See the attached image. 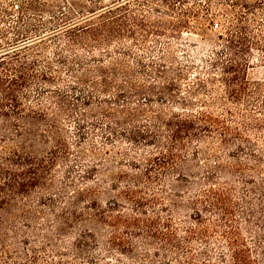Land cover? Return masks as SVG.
Masks as SVG:
<instances>
[{
	"label": "trees",
	"instance_id": "16d2710c",
	"mask_svg": "<svg viewBox=\"0 0 264 264\" xmlns=\"http://www.w3.org/2000/svg\"><path fill=\"white\" fill-rule=\"evenodd\" d=\"M87 1L69 0L72 8L61 9L59 4H47L43 0H17L18 10L14 19L10 18V7H0V253L7 258H23L26 260L23 264H39V251L44 254V264H264V246L261 245L264 242V206L256 211L249 207V211H245L252 216L246 228L250 233H256L251 247L242 237L241 227L235 219L236 204L229 190L214 187L215 184L208 179L207 184L212 185L194 189L188 204L183 203L180 195L184 190L179 186L187 189L191 183L181 172L188 158V144L204 141L214 130L223 135V140L231 134L226 120L219 116L208 111H190L194 102L189 96L209 94L212 98L216 91V78L198 77V88H190L184 96L175 94L176 79L182 78L184 72L182 65L174 66L171 47L164 43L156 55H152L150 67L144 65L142 59L137 60L139 67L146 70L145 74L154 75L163 86L157 90L155 83L137 85L130 82L135 94H145L143 100L130 106L116 102L124 93V85L117 82L118 62L113 61L111 68L97 61L86 63L75 49L76 45H81L92 56L96 48L120 40L123 31L131 36L141 31L140 36H144L154 32L165 35L166 29L174 34L188 26L187 15H202L204 23L213 25V0H204L205 4L201 0H193V5L179 10L177 5H184L188 0H134L141 11L145 4L153 3L156 15L150 24L145 22V13L130 7V0H111L105 4L102 0ZM214 3L226 24L224 31L217 36V49L211 51L212 57L206 61L210 68L218 69L219 83L226 98L238 103L255 93L251 90L247 70L252 50L264 52V0H214ZM50 35L64 39L58 46L56 61L66 67L74 83L82 88L79 100L87 105L83 111L92 107L101 117L89 118L91 127L106 140L122 135L130 144L145 145L153 152L142 157L143 165L138 164L135 155L139 151H132L134 155L130 156L123 153L121 157L129 161L130 167L139 170L132 177L127 175L134 187L125 186L118 191V196L132 205L135 214L123 213L118 200L106 203L105 207L99 206L95 200L86 201L80 207L79 200L90 196L91 188L76 191L78 200L69 202L59 212L56 211L58 201L53 197L40 200L48 212L30 210L24 204V199L34 189L48 192L57 187L53 169L58 161H66L70 153L59 121V116L69 110L67 92L70 89L53 88L60 78V70H55L53 62L44 55L45 39ZM2 41L6 45L3 46ZM103 55L105 53L100 54ZM67 56L72 59L68 60ZM126 74L130 72H122V75ZM33 85L39 87L36 88L35 100L29 91ZM112 88H116L117 98L99 96ZM93 94L101 98L94 104ZM77 96L76 93L72 98L77 101ZM152 96L158 98L156 110L153 109ZM168 98L179 106L178 110L165 113L162 104ZM260 103L264 104V98ZM53 106L59 110L53 112ZM148 111L155 113L149 114ZM81 116L77 121L79 148L89 143L91 138L90 133L81 129L82 122L87 120L85 113ZM142 116H146L141 120L144 122L142 126L134 125ZM260 121L263 123L264 119ZM261 127L264 128V123ZM232 132L238 139L242 138L238 129ZM90 152L79 150L76 161L82 164L86 160L95 159L102 163L110 160L99 156L93 145ZM192 154L198 157L196 147ZM93 169L96 170L92 165L85 170L86 178ZM170 174L182 185L173 184L175 189L168 195L171 206L166 209L167 214L161 217L155 212L153 216L146 217L145 204L161 203L158 197L146 190ZM186 208L190 210L187 220L174 225L175 216ZM201 210L211 217H206ZM39 215L46 219L43 228L31 224L38 220ZM14 220L20 221L34 234L38 243H42L40 249L31 247L11 251L7 247V241L19 235L20 229L13 224ZM75 224L80 226L79 230L68 231ZM88 224L93 225V229L86 228ZM70 237L69 245L61 248L58 240ZM48 250L55 253L56 260ZM69 254L74 257V262L65 258ZM0 264L9 263L2 258Z\"/></svg>",
	"mask_w": 264,
	"mask_h": 264
},
{
	"label": "rangeland",
	"instance_id": "374dc122",
	"mask_svg": "<svg viewBox=\"0 0 264 264\" xmlns=\"http://www.w3.org/2000/svg\"><path fill=\"white\" fill-rule=\"evenodd\" d=\"M43 1L47 4L57 3L60 5L61 9H67L68 7L72 8L71 4L68 2L69 0ZM83 1L88 3L87 0ZM102 2L104 4L110 3L111 0H102ZM200 2L205 4L204 0ZM129 3L132 9L137 8L138 12L145 13V22L147 24H150L155 19L156 9H154L153 3L148 2L145 4L142 7V11L138 10L139 7L135 5L134 0H130ZM193 3V0H188L184 5L178 4L177 10L190 7ZM17 4V0H0V7H10L12 12L10 18L13 19L18 10ZM211 12L214 17L213 25L204 23V21H202V15H187L185 19L188 26L180 28L179 31L174 34H170L166 29L164 30L166 33L165 35H158L154 32L147 33V35L144 34V36H140L141 31H138L134 36L123 31L120 40H114L100 49L96 48L92 52V56H90L91 53L87 52V48L81 45H76L75 49L78 55L82 56L83 62L86 63H94L97 61L102 66L111 68L113 61L118 62L120 68L117 70V82L124 85V93L123 96H120L119 102L118 100L116 102L128 103L130 106H133L138 100H143L145 95L135 94V92L132 91L133 89H131L130 82L137 85L155 83L154 85L158 88L163 86L161 85V80H157L154 75L148 76L145 74L146 70L144 69L145 71H143V69L139 67L140 64L137 60L142 59L144 65L150 67L151 59H153L152 55H156V51L160 48V45L162 47L164 43H168L171 47L170 50L175 60L173 63L174 66L179 64L182 65L181 68L184 72L182 78L176 79L178 89L174 88L175 94L184 96L186 95V91L190 90V88H198L196 85L198 77L200 79H205L206 77L216 78V91L212 94V98L209 94H201L196 97H194V95L189 96V99L194 102L190 111L194 113H196V111H208L213 115L219 116L223 120H226L227 125L230 127L231 134L226 137V140H223V135L214 130L212 133L207 134L204 141H193L188 144V158L186 165L181 168V172L188 176L191 183L188 185L187 189L186 187L179 186L181 190H184V192H180V195H182L181 198L183 203L188 204V202L191 201L190 197L194 189L208 188V185L211 184H207L208 179L212 180L211 182L215 184L214 187H219L222 190H229V192H231L232 201L236 204L235 219L241 227L242 237L253 247V242L256 240V233H250L249 230H247L246 227L249 220H252V216H248L245 211H249V207L253 211H256L264 206V128L261 127L264 122L262 123L260 121L264 119V104L260 103V100L264 98V52L257 49L252 50L251 60L247 70V78L251 82V90L255 91V93L238 103L231 102L226 98L222 86L219 83L218 69H216V67L210 68L206 61V59L212 57L211 51L217 49L216 46L219 41L217 36L224 31L226 24L224 17L217 12L214 0L211 2ZM63 41L64 39H56L54 36L50 35L45 39V47L43 48L44 55L48 60L53 62L54 69L60 70V78L57 80L58 83L56 82L54 85L55 82H53L51 85H54L53 88L60 87L63 89H70L69 92H67L70 106L69 110L66 114H61L59 116L62 134L65 137V141L69 144L70 153L66 161H58L53 169V179L57 187L48 192H42L38 188L34 189L31 194L24 199V204L30 210L48 212L47 206L42 205L40 200L53 197L58 201V208L56 211L59 212L60 208L67 207L69 202L78 200L75 196L76 191L82 192L91 188L92 194L79 200L80 207L85 205L86 201L95 200L99 206L105 207L106 203L118 200L122 204L119 208L123 213L135 214V209L132 210V205L129 204L127 200L118 196V191L123 190L125 186L134 187L127 175L132 177L138 169L130 167L128 164L129 161L121 157L123 153H129L130 156V154L134 155L132 151H139L135 155L139 160L138 164L143 165L144 160L142 157L153 152L150 150V147H146L145 145L130 144L122 135L106 140L100 135L99 131L91 127V120H89V118L95 117V119H100L101 117L97 112L93 111L92 107L83 111V108L87 107V105H83L79 100V97L82 95V88L77 83H74L66 67L56 61L58 46L62 44ZM2 45H6V42L2 41ZM101 53H105V55L100 56ZM67 59L71 60L72 58L67 56ZM76 68L80 69L77 66ZM124 71L130 72L131 75H122ZM36 88L39 87L35 85L29 87L33 100L37 99ZM157 90H160V88ZM115 91L116 88H112L111 91L106 92V94H99V96L110 95V97L114 96L113 99H115L117 98L115 97ZM76 93L78 94L77 101L74 97L72 98ZM93 96L95 97L92 99V104L96 103L98 99H101L97 94H93ZM157 99L158 98L155 96L151 97V102L155 105L153 108L154 110H156L157 105H159ZM199 99L204 102H200ZM162 105L164 106L165 113H170L171 110L179 109L177 108L179 106H177L176 103H172L169 98L165 100V103L163 101ZM57 109L55 107L52 111H58L59 109ZM81 113H85L87 117V120L82 122L83 125L81 129L90 133L91 138L89 139V143L79 148V142H77L79 139V126L77 121H79V118L81 119L83 117ZM148 113L155 112L148 111ZM145 117L146 116H142L138 122H134L133 124L142 126L144 122H141V120ZM118 119L123 120L121 118ZM243 119L244 122H242ZM236 129L241 132V139H238V136L235 135L236 133L232 132L236 131ZM114 141H116V143H114ZM111 143L114 144L112 145ZM91 145L95 146V151L98 152L99 156L108 157L110 159L109 162L102 163L100 160L97 161L94 159L86 160L80 164L76 161L79 150H84L88 154L91 153ZM194 147L199 151L198 157L192 154ZM92 165L96 170L93 169L91 174H89V178H86L85 170ZM233 167L234 170H232ZM173 176V174H170V176L162 179V181L154 182L152 188L146 190L150 195L158 197L161 202L155 203V205L145 204L144 211L146 212V217L153 216L155 212L161 217L167 214V210L171 206L168 195L175 189L173 184L182 185V182L175 181ZM59 200L63 202H59ZM188 211L190 213V210L186 208L184 212H180V214L176 215L174 225L178 226L181 221L187 220L186 215ZM201 211L206 217H211V215L204 210ZM143 216L144 215H142V217ZM261 216L262 215L259 217ZM212 218L216 219L217 217L212 216ZM13 224H15L20 231L16 239L11 238V240L7 241V247L11 251H22L26 248L31 249V247L40 249L42 243H38L36 237L28 228L24 227L20 221L16 222L14 220ZM31 224L36 225L38 228H43L45 227L46 219L39 215L38 220L35 222L32 221ZM79 228L80 226L75 224V226L68 231L76 232ZM86 228L93 229V225L88 224ZM108 229H110V227H108ZM39 231L47 233L43 229H39ZM10 235L14 234L10 233ZM215 237L219 236L216 235ZM24 240L25 243H23ZM70 240H72V237L68 240L62 238V241L58 240V242L61 248L62 246L64 248V246L69 245ZM261 245L264 246V242H261ZM28 253L31 254L30 252ZM48 253L56 260L57 257L55 253L50 252V250H48ZM255 254L254 252V255ZM38 256L40 258L39 264H44V260L42 259V257H44L43 252L39 251ZM2 258L7 259L9 264H23L26 261L23 258H7L6 255L0 253V260ZM65 258L74 262V257H72L71 254Z\"/></svg>",
	"mask_w": 264,
	"mask_h": 264
}]
</instances>
